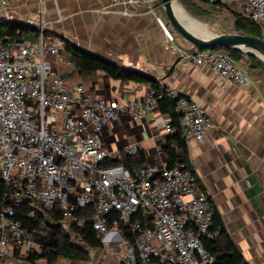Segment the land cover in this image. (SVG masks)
Here are the masks:
<instances>
[{
  "label": "built area",
  "instance_id": "2783aa9c",
  "mask_svg": "<svg viewBox=\"0 0 264 264\" xmlns=\"http://www.w3.org/2000/svg\"><path fill=\"white\" fill-rule=\"evenodd\" d=\"M13 1L0 0L4 22L15 21ZM161 2L112 0V5H121L127 14L128 6L148 11ZM232 3L235 12L264 33V0ZM24 23L37 29L36 39L0 36V180L7 188L0 210V258L35 243L33 233L39 230L16 218L17 209L29 201L26 219L42 214L54 223L56 211L61 216L57 224L74 243L83 242L76 230L88 225L102 241L121 239L127 264H213L203 243L215 236L210 230L213 211L189 164L176 160L170 166L144 163L129 168L125 158L140 152L139 143L114 150L102 139L103 128L120 115L143 119L157 110L158 90L151 86L145 100L120 103L97 98L83 85L70 89L48 59L64 52V40L47 33L42 11ZM190 58L224 80L250 83L249 75L221 50L192 52ZM162 89L177 99L184 140L205 141L213 119L176 88ZM171 129L166 118L164 134Z\"/></svg>",
  "mask_w": 264,
  "mask_h": 264
},
{
  "label": "crops",
  "instance_id": "0c3cea01",
  "mask_svg": "<svg viewBox=\"0 0 264 264\" xmlns=\"http://www.w3.org/2000/svg\"><path fill=\"white\" fill-rule=\"evenodd\" d=\"M187 1L206 12L200 16H210L215 8L231 16L230 28L218 26L213 35L202 37L238 33L231 13L234 0H220L216 5L207 0ZM121 10L112 0H14L10 13L15 21L24 23L42 11L48 34L148 73L160 87L176 88L198 102L214 127L205 141L187 143L190 168L248 263L264 264V77L257 74L259 70L242 65L247 59L238 62L250 77L247 85L224 80L207 66L194 65L190 53L198 50L175 30L162 2L148 11L132 6L127 14ZM4 15L0 8V21ZM48 59L68 88L83 85L97 98L143 101L151 88L149 83L115 79L103 72L84 78L65 51ZM166 118L158 107L143 119L122 114L103 128L102 139L114 150L139 143L145 163L165 165ZM102 242V247L89 249L90 261L82 264H127L121 239L109 236ZM51 243L36 239L32 248L13 250L11 256L0 258V264H48L44 258L33 261L30 254H42ZM61 264L78 263L64 259Z\"/></svg>",
  "mask_w": 264,
  "mask_h": 264
},
{
  "label": "trees",
  "instance_id": "16d2710c",
  "mask_svg": "<svg viewBox=\"0 0 264 264\" xmlns=\"http://www.w3.org/2000/svg\"><path fill=\"white\" fill-rule=\"evenodd\" d=\"M185 6L194 15L200 16L206 13L204 10L191 3H187ZM231 13L235 19L234 28L238 33L253 35L264 39V33L255 23L237 12L231 11ZM0 36L10 37L14 40H21L22 38L33 40L38 37V33L36 28L34 29V27H30L23 22L0 21ZM64 42V51L68 53L75 67L84 78L90 77L98 72H103L115 79L145 82L151 84L153 88H156L161 95L160 99H158V109L162 114L170 118L172 124L171 132L166 136L162 147V151L167 156V165H172L176 160L185 161L189 164L188 145L183 138L181 117L175 110L177 105L176 98L167 96L165 91L163 89L161 90L158 81L152 75L118 65L111 60L87 51L72 42L66 41V39ZM212 50H221L227 53L237 63L247 59L250 68L264 71V60L255 52H249L239 48H215ZM145 162L146 157L144 152L140 151L137 155L126 156L124 163L127 167L134 168L139 167ZM6 190L5 183L0 180V210L4 205L3 194ZM209 200L213 211L210 230L215 233V236L213 238H204L203 243L206 250L214 257L213 264H249L226 230L217 206L211 198H209ZM31 208L32 206L29 201L24 202L17 209L16 218L22 220L25 226L30 229L41 231H49L51 229L54 236V242L47 245L42 254H30V259L33 261L37 258H44L48 264H56L61 259L86 263L89 262L91 258L89 249L103 246L102 240L95 235V232L89 225L83 231L76 230L77 234L82 235L83 242L81 244L72 242L68 232H66L62 225L57 224L61 216L56 211H54L55 215L52 216L54 223L46 220L42 214H38L37 218L34 219H26L24 214ZM124 236L131 237V234L124 231Z\"/></svg>",
  "mask_w": 264,
  "mask_h": 264
},
{
  "label": "water",
  "instance_id": "95a60500",
  "mask_svg": "<svg viewBox=\"0 0 264 264\" xmlns=\"http://www.w3.org/2000/svg\"><path fill=\"white\" fill-rule=\"evenodd\" d=\"M165 7L166 15L174 28L188 40L198 51L205 49H246L264 56V39L241 33L221 34L213 37H202L189 30L181 21L177 12V0H161Z\"/></svg>",
  "mask_w": 264,
  "mask_h": 264
},
{
  "label": "rangeland",
  "instance_id": "374dc122",
  "mask_svg": "<svg viewBox=\"0 0 264 264\" xmlns=\"http://www.w3.org/2000/svg\"><path fill=\"white\" fill-rule=\"evenodd\" d=\"M189 3L187 0H177V12L179 17L181 18L182 23L192 32L204 36L205 34H212L215 30H218V26L231 27L230 21L231 19L230 14L222 12L221 9L215 8L214 11L210 13V16H197L192 14L185 6V4ZM165 8V7H164ZM215 15V16H212ZM224 15L227 17L225 20L223 17ZM176 30V29H175ZM177 31V30H176ZM178 32V31H177ZM179 33V32H178ZM180 34V33H179ZM214 34V33H213ZM212 34V35H213ZM181 35V34H180ZM215 36V35H214ZM212 37V36H209ZM257 53V52H255ZM261 58L264 60V56L257 53ZM244 66H249V62H242ZM258 75L264 77V71L259 70L257 72ZM63 119L59 117V126L62 128ZM33 237L35 239H40V242L43 243H51L54 240L53 233L50 230L47 234L43 231H37L33 233ZM125 253V252H124ZM64 259L59 260L56 264H61ZM6 262V261H4ZM78 264H82L84 262H77ZM4 264V263H3ZM17 264V263H14Z\"/></svg>",
  "mask_w": 264,
  "mask_h": 264
}]
</instances>
